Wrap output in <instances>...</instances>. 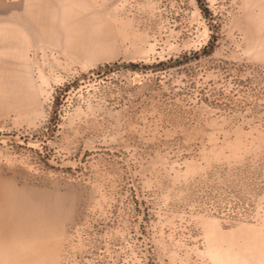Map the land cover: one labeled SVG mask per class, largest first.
Masks as SVG:
<instances>
[{"label":"rangeland","instance_id":"obj_1","mask_svg":"<svg viewBox=\"0 0 264 264\" xmlns=\"http://www.w3.org/2000/svg\"><path fill=\"white\" fill-rule=\"evenodd\" d=\"M0 264H264V0H0Z\"/></svg>","mask_w":264,"mask_h":264},{"label":"crops","instance_id":"obj_2","mask_svg":"<svg viewBox=\"0 0 264 264\" xmlns=\"http://www.w3.org/2000/svg\"><path fill=\"white\" fill-rule=\"evenodd\" d=\"M8 44L6 43H0V48H4L5 46H7Z\"/></svg>","mask_w":264,"mask_h":264}]
</instances>
